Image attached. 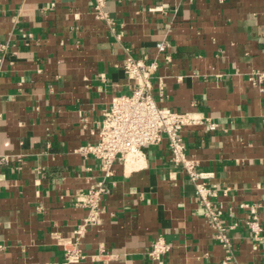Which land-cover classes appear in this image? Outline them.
Returning a JSON list of instances; mask_svg holds the SVG:
<instances>
[{"label": "crops", "instance_id": "0c3cea01", "mask_svg": "<svg viewBox=\"0 0 264 264\" xmlns=\"http://www.w3.org/2000/svg\"><path fill=\"white\" fill-rule=\"evenodd\" d=\"M94 3L0 2V264L63 262L59 242L73 243L87 215L75 197L100 178L98 160L76 150L97 142L111 100L131 94L126 55L157 61L160 107L216 125L183 130L187 156L213 173L222 222L238 223L228 264H264V79H251L264 73V0H104L102 20ZM110 182L77 264H224L165 142L115 164ZM255 204L258 240L242 224L241 205ZM159 237L171 249L152 262Z\"/></svg>", "mask_w": 264, "mask_h": 264}, {"label": "built area", "instance_id": "2783aa9c", "mask_svg": "<svg viewBox=\"0 0 264 264\" xmlns=\"http://www.w3.org/2000/svg\"><path fill=\"white\" fill-rule=\"evenodd\" d=\"M103 2L104 0H95L93 6L96 18L101 20L104 19ZM156 48L159 53H163L165 44L159 43ZM157 68L156 60L148 62L144 56L134 58L126 55L122 69L134 84L131 94L111 100L103 113L97 142L87 143L76 150L84 157L98 160L100 178L87 191L79 192L75 197L74 204L84 208L87 215L76 231L77 238L73 243L62 240L59 242L64 252L61 264H77L85 258L79 247L78 236L99 220L103 212L102 196L108 193V185L114 176V165L125 166L139 157L141 148L159 145L162 142L166 144L170 162L181 168L188 180L193 183L197 202L204 209V221L213 229L214 238L225 254L224 264L234 259V248L229 232L235 230L238 223L222 222L221 214L214 204L217 194L210 185L213 173L200 170L197 162L187 156L182 136L185 128L205 127L207 131L212 132L216 125L201 113L175 112L160 107L153 97L152 79ZM251 79L262 80L264 73H255ZM241 207L248 209L250 215L242 224L253 234L254 239L258 240L262 232L257 216L259 206L255 204ZM170 249V244L159 237L151 243L146 255L152 262H158Z\"/></svg>", "mask_w": 264, "mask_h": 264}, {"label": "bare ground", "instance_id": "6f19581e", "mask_svg": "<svg viewBox=\"0 0 264 264\" xmlns=\"http://www.w3.org/2000/svg\"><path fill=\"white\" fill-rule=\"evenodd\" d=\"M129 166V165H128ZM130 167H131V165H130Z\"/></svg>", "mask_w": 264, "mask_h": 264}]
</instances>
